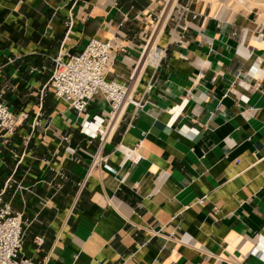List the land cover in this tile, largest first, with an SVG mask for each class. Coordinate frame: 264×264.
I'll use <instances>...</instances> for the list:
<instances>
[{
  "label": "crops",
  "instance_id": "0c3cea01",
  "mask_svg": "<svg viewBox=\"0 0 264 264\" xmlns=\"http://www.w3.org/2000/svg\"><path fill=\"white\" fill-rule=\"evenodd\" d=\"M246 2L0 0V93L19 118L0 136V193L24 215V255L264 264V7ZM187 3L200 16L182 39ZM91 38L118 45L107 77L142 107L114 115L99 93L78 114L55 96L53 59Z\"/></svg>",
  "mask_w": 264,
  "mask_h": 264
},
{
  "label": "built area",
  "instance_id": "2783aa9c",
  "mask_svg": "<svg viewBox=\"0 0 264 264\" xmlns=\"http://www.w3.org/2000/svg\"><path fill=\"white\" fill-rule=\"evenodd\" d=\"M199 16L200 14L188 3L177 8L173 20L176 28L181 31L182 39L190 30V20L197 19ZM115 49H118V45L113 40L91 38L80 53L72 55L68 59L63 56L54 58L55 67L49 86L53 89L55 96L66 101L78 114L85 113L90 102L99 93L108 101L114 115L128 102H132L138 108L142 107V101L133 100L129 96V84L107 77ZM156 50L155 58L158 53L161 57L163 52L157 46ZM152 88L153 85L149 84L147 92ZM21 117L26 119L28 115L21 114ZM39 117H41V113L38 114L35 125L43 124ZM87 124L96 126L92 136H96L98 133L103 134V129L96 125V122ZM18 126L19 118L5 103L3 94L0 93V136L4 131L7 134H14ZM94 158L96 164L104 162V166L109 168L104 158L98 154ZM10 186L8 184V187ZM4 193V191L0 193V264H35L32 258L23 253L26 224L24 215L14 210L11 202L5 200ZM204 201L205 199L199 200L200 203ZM215 211V213L218 212L217 209ZM44 242V237L35 238L38 247H41ZM44 264H48V259H45Z\"/></svg>",
  "mask_w": 264,
  "mask_h": 264
},
{
  "label": "bare ground",
  "instance_id": "6f19581e",
  "mask_svg": "<svg viewBox=\"0 0 264 264\" xmlns=\"http://www.w3.org/2000/svg\"><path fill=\"white\" fill-rule=\"evenodd\" d=\"M242 2H244V0H241ZM247 1V0H246ZM249 1V0H248ZM252 2V1H251ZM250 2V3H251ZM245 4V3H244ZM247 4V2H246ZM251 6V5H250ZM263 6V5H261ZM253 7V6H252ZM264 13V12H263ZM149 54V57L147 58V55ZM157 54V50H156V47H151V49L149 50V52L147 53L146 55V60H153V61H156V60H159V53H158V56L155 58V55Z\"/></svg>",
  "mask_w": 264,
  "mask_h": 264
},
{
  "label": "rangeland",
  "instance_id": "374dc122",
  "mask_svg": "<svg viewBox=\"0 0 264 264\" xmlns=\"http://www.w3.org/2000/svg\"><path fill=\"white\" fill-rule=\"evenodd\" d=\"M246 1V0H245ZM247 2L249 3V5L251 6H261L263 5L264 7V0H252V2L250 3V1L247 0Z\"/></svg>",
  "mask_w": 264,
  "mask_h": 264
}]
</instances>
